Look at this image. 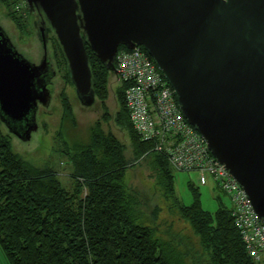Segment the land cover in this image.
<instances>
[{
  "label": "water",
  "instance_id": "95a60500",
  "mask_svg": "<svg viewBox=\"0 0 264 264\" xmlns=\"http://www.w3.org/2000/svg\"><path fill=\"white\" fill-rule=\"evenodd\" d=\"M44 19L82 107L95 102L85 45L108 70L119 46L142 47L189 125L237 182L264 223V0H24ZM39 65L0 26V122L28 142L48 107L43 26ZM47 78V79H46Z\"/></svg>",
  "mask_w": 264,
  "mask_h": 264
},
{
  "label": "trees",
  "instance_id": "16d2710c",
  "mask_svg": "<svg viewBox=\"0 0 264 264\" xmlns=\"http://www.w3.org/2000/svg\"><path fill=\"white\" fill-rule=\"evenodd\" d=\"M0 3L16 27L24 30L28 10L24 13L21 7L17 8L24 1L0 0ZM35 18L37 24L42 20ZM52 48L56 67L63 71L65 83L70 84L55 37ZM85 48L95 81V102L100 103L102 113L78 135L72 105L64 91L59 93L61 118L55 138L63 143V151L73 168L70 175L75 185L71 191L61 186L47 166H34L16 153L10 133L2 132L0 122V247L7 262L264 264L254 262L247 253L230 205L211 214L202 210L195 192L193 204L177 205L171 222L160 217L158 208L142 210L146 203L142 204L138 193L125 183L127 170L150 158L152 174L165 198H170L171 173L177 170L170 164L163 146L171 144L174 137L180 139L173 131L168 136L144 140L134 130L125 104V90L129 86L126 82H117L114 97L118 109L111 114L106 101L109 78L115 76V71L103 66L87 45ZM118 49L126 50L124 46ZM111 122L126 131L129 147L110 131H104L103 125ZM64 136L66 141L61 140ZM74 136H79V140L74 141ZM159 145L162 149L157 151ZM163 228L165 231L161 232Z\"/></svg>",
  "mask_w": 264,
  "mask_h": 264
},
{
  "label": "rangeland",
  "instance_id": "374dc122",
  "mask_svg": "<svg viewBox=\"0 0 264 264\" xmlns=\"http://www.w3.org/2000/svg\"><path fill=\"white\" fill-rule=\"evenodd\" d=\"M24 1V0H23ZM21 7V12L26 13V5L20 3L17 8ZM28 20L24 21V30H19L16 25L9 19L5 8L0 3V26L3 28L7 36L10 38L16 50L22 54L29 62L39 65L43 57V49L37 38L35 15L27 14ZM47 55L50 65L55 72V76L50 86L51 101L48 107H39L36 114V122L38 130L31 135L28 142H22L15 136L10 134L11 143L14 151L18 153L24 160L37 167L47 166L55 173L56 179L63 188L71 191L75 185V181L71 177L73 171L68 155L63 151L64 145L58 141L55 136L59 128L61 118V105L59 93L64 91L68 97L74 115L77 120L75 132L84 133L93 123L100 118V103L94 102L91 107H82L76 97L75 90L71 83L66 84L62 77L63 71L56 67L53 58L52 40L54 36L47 34ZM117 87V79L115 76L109 78L108 99L106 101L108 110L111 114L116 113L118 106L115 101L114 91ZM104 131H110L119 138L125 145L129 147L126 131L115 126L113 122L103 125ZM1 130L8 135L7 129L1 125ZM67 136L62 137V141H66ZM73 140H79V136H74ZM153 166L151 159L147 158L127 170L125 183L138 193V200H142V204L146 203V207H142L143 211L149 212L152 208L160 209V217L168 218L171 222L174 220V214L177 211V205L189 207L195 199V192L198 194V201L202 210L214 213L219 208L228 209L230 206L228 197L220 186L216 185L212 179H208L207 184L200 185L199 173L194 171H172V196L165 198L163 190L158 184L155 176H153ZM141 206V205H140ZM159 217V218H160ZM187 225V224H186ZM178 229V224L176 223ZM188 226V225H187ZM187 230H189L187 228ZM163 228L161 232H164ZM175 229L171 231L173 234ZM187 235L190 231L186 232ZM169 239L168 237H166ZM0 264H9L3 250L0 247Z\"/></svg>",
  "mask_w": 264,
  "mask_h": 264
},
{
  "label": "built area",
  "instance_id": "2783aa9c",
  "mask_svg": "<svg viewBox=\"0 0 264 264\" xmlns=\"http://www.w3.org/2000/svg\"><path fill=\"white\" fill-rule=\"evenodd\" d=\"M114 74L129 84L125 104L134 130L144 139L168 136L171 144L163 146L168 160L177 171L199 173L200 185L212 179L224 191L231 206V216L251 259L264 262V223L254 213L243 189L211 155L200 134L185 120L175 95L152 59L139 47L117 50ZM161 146L156 150L160 151ZM164 150V151H165Z\"/></svg>",
  "mask_w": 264,
  "mask_h": 264
},
{
  "label": "flooded vegetation",
  "instance_id": "af4514ba",
  "mask_svg": "<svg viewBox=\"0 0 264 264\" xmlns=\"http://www.w3.org/2000/svg\"><path fill=\"white\" fill-rule=\"evenodd\" d=\"M33 15V14H32ZM34 15H35V17H39V18H42V20L40 21V23L39 24H37L36 22L34 23V27H36V34H37V38H38V40H39V36H40V28H41V25L43 26V29H44V33H45V36L47 37V34L48 33H51L52 34V32H51V30L49 29V28H47L46 27V24L45 25H43V22H44V19H43V17L41 16V15H37V13H34ZM47 28V29H46ZM48 39V38H47ZM22 55V54H21ZM41 61V60H40ZM50 70H49V72H48V76H47V78H49L51 75H52V77L50 78V82H49V84L47 85V88L49 89V91H50V93H51V89H50V86H51V84H52V80H53V78H54V76H55V72L53 71V69H52V65H50V68H49ZM46 78V79H47ZM51 96H52V94H51ZM39 107H42L41 105H39ZM39 107H38V109H39ZM14 136V135H13ZM18 139V138H17Z\"/></svg>",
  "mask_w": 264,
  "mask_h": 264
}]
</instances>
